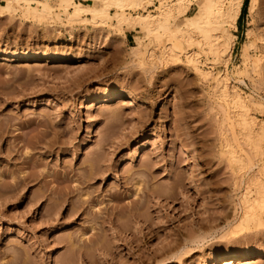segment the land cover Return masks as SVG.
I'll list each match as a JSON object with an SVG mask.
<instances>
[{
	"label": "rangeland",
	"instance_id": "rangeland-1",
	"mask_svg": "<svg viewBox=\"0 0 264 264\" xmlns=\"http://www.w3.org/2000/svg\"><path fill=\"white\" fill-rule=\"evenodd\" d=\"M47 2L50 18L0 16V264H222L239 254L254 257L234 264H264V204L238 220L242 195L258 198L253 181L264 173V153L251 157L264 147L255 139L264 125V0L252 13L247 0L243 27L229 29L226 64L204 45L184 48L206 79L183 52L178 61L163 54L164 39L157 47L112 21L69 23L59 0ZM153 2L150 13L161 3ZM224 76L246 113L227 107ZM114 93L124 97L102 102Z\"/></svg>",
	"mask_w": 264,
	"mask_h": 264
},
{
	"label": "bare ground",
	"instance_id": "bare-ground-1",
	"mask_svg": "<svg viewBox=\"0 0 264 264\" xmlns=\"http://www.w3.org/2000/svg\"><path fill=\"white\" fill-rule=\"evenodd\" d=\"M59 1H60V6L63 7L64 9L63 11L66 13L65 19H67L69 23L87 21L89 23H95V24L99 23L104 25L105 23H107L106 21H112L113 28L119 31L125 29V30L143 33V36L145 35V37L151 38V40L154 42L153 44L157 47L160 45L162 39H164L165 44L163 45L165 47L162 48L164 49L162 53L178 61L180 54L183 52V55L186 58L185 60H187L186 62H188L195 70V72H197L200 75V77L204 79L208 78V76L210 75L209 72L202 71L197 66L198 55L195 57L194 55L196 54H193L192 56V53L191 54L185 53L184 48H189L191 46H196L201 48V46L204 45V47L206 48V51L204 52L214 56L215 59L217 58V60L219 59V61H224V64H226L225 62H227V60L229 59L228 57L233 48L234 37H235L233 33L229 32V29H236L235 22L239 15V11L243 2V0H171V4H168V2L160 0L161 3L159 4V6H155L157 10L156 13H150V11L147 10V7H150L154 3L153 2L154 0H95L96 2L101 3L99 6L97 5L86 6L81 2L79 1L76 2L74 0H59ZM84 1H88V0H84ZM257 3L258 0H248L247 7L250 13H252L256 9ZM192 5L195 6V10L191 15L188 16L187 12L189 11ZM69 8L71 9V11L68 10ZM52 9L53 8L51 4H49L47 0H5V3L0 5V16H6L12 14L13 12L20 11V14L23 18L26 19L35 18L39 20L48 17L50 18ZM111 9L114 10L113 13H111ZM138 10H142V12L144 13H138L137 12ZM128 11H131L133 13H130ZM181 17L183 18V20H179V18ZM217 29L222 30L221 31L222 33H220L221 35H217V33H214L213 34L214 39L210 40L212 36L211 33L216 31ZM120 33L117 34L119 35ZM197 36L201 38L202 41L201 44H200L201 42L200 40L198 41L195 40L194 37ZM135 39H136L135 40L136 46L131 47V53L135 57H140L142 55V50H141L142 48L140 49L142 42L138 36H135ZM184 45L186 46L184 47ZM246 47L247 44H245V46L243 47L244 51H245L244 48ZM1 54L4 55V59L6 60L10 61L14 58L17 59L18 62L66 63L72 60V58L68 56H64V57H59L55 55L40 56V55L22 54V53L20 54L13 52H1ZM152 54L153 52L150 53V55ZM243 54L245 55V53L242 52V55ZM226 80L227 77L221 79L220 81L222 82L220 81L218 82L217 80L220 94L223 96V98H226L229 104L227 106V102H225L226 106L227 107L231 106L233 108L240 109L239 111L242 110L244 113H246V111L249 108V103H247L243 99L244 97L242 98L239 95L238 91L233 89L232 92H229L228 90L229 88H227ZM122 97L124 96H121L120 94H116V93L107 94L104 97H102V102H106L110 100V98H122ZM259 127L260 128L258 132L256 133L254 132L257 136V138H255L256 141H258L259 138L260 139L263 138L264 140V125ZM252 130L253 129H251V131ZM247 137L248 135L246 136V140ZM258 142H262V141L260 140ZM249 144L254 147L258 145V144L255 145L254 143H253L254 145L251 143ZM257 147L255 150L253 148L251 149L253 150L251 157H258L264 153L263 152L264 150L262 149L264 147L262 148L260 147L257 148ZM47 149L50 150L49 147H47ZM251 157H247V158L245 157L246 159L244 158L241 161L250 165V163L252 162ZM236 160L237 157L235 161ZM238 161H240V158ZM250 166H255V165H250ZM258 171L259 170H257V173ZM256 178H258L259 180L257 179L256 181ZM256 178L254 179L253 183L254 185L257 184V188L259 187L258 194L260 196L258 198H254L253 200H249V198L246 197V193L245 195L243 194L244 196L242 195L240 204L242 203L244 207V211L242 209L243 215L240 219H238L240 223L248 220L251 216L255 215L254 213L253 214L251 213V210L253 208L255 209V207H253L254 204L257 203V205H260L259 207L263 206L264 204V173L257 175ZM28 179L29 176L23 177L21 182L27 184L30 181V179L29 180ZM262 213H264V211ZM253 257L254 254L232 255L229 258L222 260L221 263L234 264L236 261H244V260L246 261V259H250ZM257 259H260L257 261L262 262L264 259V254H263V258H257Z\"/></svg>",
	"mask_w": 264,
	"mask_h": 264
},
{
	"label": "crops",
	"instance_id": "crops-1",
	"mask_svg": "<svg viewBox=\"0 0 264 264\" xmlns=\"http://www.w3.org/2000/svg\"><path fill=\"white\" fill-rule=\"evenodd\" d=\"M242 5H243V2H242ZM242 5H241L240 11H239V15H238L236 22H235V24H236V29H234L235 31H237L238 27H241V28L243 27V21L245 19V14L244 13L241 14Z\"/></svg>",
	"mask_w": 264,
	"mask_h": 264
},
{
	"label": "trees",
	"instance_id": "trees-1",
	"mask_svg": "<svg viewBox=\"0 0 264 264\" xmlns=\"http://www.w3.org/2000/svg\"><path fill=\"white\" fill-rule=\"evenodd\" d=\"M246 4H247V0H244L243 5H242V9H241V14L245 12Z\"/></svg>",
	"mask_w": 264,
	"mask_h": 264
}]
</instances>
